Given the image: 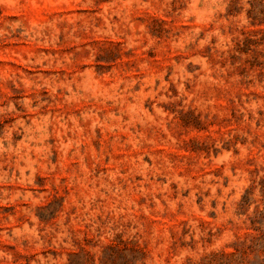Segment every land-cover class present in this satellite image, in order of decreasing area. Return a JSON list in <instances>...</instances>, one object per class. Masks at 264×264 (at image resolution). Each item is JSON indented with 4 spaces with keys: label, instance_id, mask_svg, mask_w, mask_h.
Here are the masks:
<instances>
[{
    "label": "rangeland",
    "instance_id": "374dc122",
    "mask_svg": "<svg viewBox=\"0 0 264 264\" xmlns=\"http://www.w3.org/2000/svg\"><path fill=\"white\" fill-rule=\"evenodd\" d=\"M0 264H264V0H0Z\"/></svg>",
    "mask_w": 264,
    "mask_h": 264
}]
</instances>
